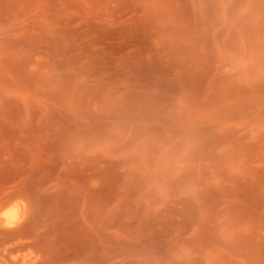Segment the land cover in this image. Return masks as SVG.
Masks as SVG:
<instances>
[{
    "label": "rangeland",
    "instance_id": "obj_1",
    "mask_svg": "<svg viewBox=\"0 0 264 264\" xmlns=\"http://www.w3.org/2000/svg\"><path fill=\"white\" fill-rule=\"evenodd\" d=\"M0 218V264H264V0H0Z\"/></svg>",
    "mask_w": 264,
    "mask_h": 264
},
{
    "label": "bare ground",
    "instance_id": "obj_2",
    "mask_svg": "<svg viewBox=\"0 0 264 264\" xmlns=\"http://www.w3.org/2000/svg\"><path fill=\"white\" fill-rule=\"evenodd\" d=\"M16 209H17V208L13 206V207L9 208L8 210L4 211V217H5V220H4V217H2V218H3V220L6 222L7 225H8V224H9V225H10V224H13V221H14L13 218L15 217ZM0 219H1V218H0ZM3 220H2V221H3ZM0 221H1V220H0ZM2 221H1V223H2ZM18 222H20V221H18ZM1 223H0V224H1ZM21 223H24V222L21 221ZM3 224H4V223H3ZM16 224H17V223H16ZM16 224H13V225H16ZM9 225H8V226H9ZM13 225H12V226H13ZM17 225H20V223L17 224ZM3 226H4V225H3ZM8 226H4V227H5V228H4V227H2V224H1V226H0L1 229H0V230H2V228H4L3 230L6 229L5 231H7L8 228H10V230H11V227H12V226H11V227H8ZM16 227H17V226H16ZM12 229L14 230L15 228L12 227ZM3 230H2V231H3ZM8 230H9V229H8ZM2 231H1V232H2ZM2 233H3V232H2ZM8 233H9V232H8ZM16 233H17V232H16ZM11 234H12V233H11ZM6 235H7V234H6ZM12 235H13V234H12ZM13 236H14V235H13ZM4 237H6V236H4ZM0 239H1V238H0ZM2 239H3V238H2ZM2 242H3V240H2ZM6 249L8 250V248H5V252L7 251ZM0 250H1V249H0ZM8 251H9V250H8ZM0 252H1V251H0ZM1 255H3V254H1ZM3 256H4V255H3ZM6 256H7V255H6ZM6 258H7V257H6ZM6 258H5V259H6ZM8 261H9V260H8ZM5 263H6V262H5ZM6 264H7V263H6ZM10 264H12V263H10Z\"/></svg>",
    "mask_w": 264,
    "mask_h": 264
}]
</instances>
